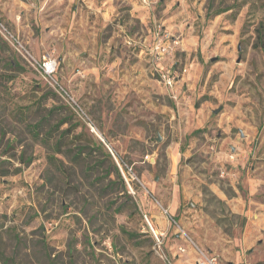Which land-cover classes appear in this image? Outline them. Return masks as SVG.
Returning <instances> with one entry per match:
<instances>
[{
	"label": "rangeland",
	"instance_id": "obj_1",
	"mask_svg": "<svg viewBox=\"0 0 264 264\" xmlns=\"http://www.w3.org/2000/svg\"><path fill=\"white\" fill-rule=\"evenodd\" d=\"M134 1L147 20L114 0L96 52L92 41L80 49L61 39L64 9L88 8L85 0H0L25 46L22 54L0 34V264H192L205 255L264 264V231L252 251L243 245L246 211H264L262 1L209 18L208 0ZM49 4L60 32L47 35ZM155 24L175 42L170 93L151 51L140 54ZM45 56L57 58L56 78L86 118L34 67Z\"/></svg>",
	"mask_w": 264,
	"mask_h": 264
},
{
	"label": "crops",
	"instance_id": "obj_2",
	"mask_svg": "<svg viewBox=\"0 0 264 264\" xmlns=\"http://www.w3.org/2000/svg\"><path fill=\"white\" fill-rule=\"evenodd\" d=\"M87 4L88 8H85L84 6H77V5H68L64 11H65V16H68V22L66 25H62L59 28H61V34H62V41H66L69 40V38L74 37V39L76 40V42L79 43V45H75L76 48H85L87 47L88 42L95 43V50L96 52L99 51L98 48V41H99V34H100V25L103 24V22H110L115 10L117 9V4L114 2V0H104L101 4L100 3H96L93 0H85ZM126 4L130 6L129 12L131 13V15L135 18L141 19L143 22H145L148 17L149 11H144V10H140L142 8V6H138V4L134 1V0H126ZM145 8V6H143ZM57 6H53L52 4H49V6L46 7V13L50 15L51 19H50V23L46 22L45 25H43V30L47 33V35L49 34H53V33H58L60 32V29L58 28V24L55 21L56 17L59 16L58 12H57ZM147 9V8H146ZM95 14L96 15V19L90 20L89 14ZM55 18V19H54ZM44 32V33H45ZM69 34V35H68ZM69 36V37H68ZM150 37V38H149ZM149 37H147L146 39V45L140 43V50H142L140 52L141 55H143L145 49H148L150 51L151 46L154 42V37L153 35H149ZM148 40V41H147ZM71 42V41H70ZM44 43L46 45H50L51 42L48 40V38L46 40H44ZM62 47L66 48L64 44H62ZM69 51V50H68ZM72 53V52H71ZM148 61V60H147ZM155 63L153 61V67L155 68ZM157 64H160L159 62H157ZM151 69V67H150ZM137 71H139V74H143L144 73V69L141 67H137ZM159 74V73H158ZM168 87H165L166 92L170 93V89L168 90ZM164 89L162 88V91ZM205 108V107H204ZM169 111H171L170 108ZM169 115L171 116V119H173L175 117V115L173 114V112L169 113ZM203 115V113H202ZM210 119V116H205L204 120L205 122H207V120ZM178 141L173 142V144H175V148H177V150L174 148V152L176 153L177 156L180 155V151L181 149L178 148L177 146ZM180 150V151H178ZM180 157V156H179ZM178 160L176 158V166L178 165ZM213 190L215 192V194L222 200L225 199V196H223L224 193H222L219 188L217 187V185L215 183H213ZM240 213V212H238ZM245 215L247 216V222H246V226H245V235H244V250H248V251H252L254 249V242L256 241H262L261 238H257L258 235H260L261 232L264 231V211L262 209H260V211H257L255 213H249V211L245 213ZM255 215H257V218L255 219ZM257 238V239H256ZM262 257H259V259H261ZM189 258H186V260H188ZM186 260L182 259V261H179L178 264H186ZM250 260L247 258L242 259L241 257L238 258L234 257L231 258V260H228L227 263H222L220 262V264H250L249 262ZM197 260L195 259L193 261L192 264H197Z\"/></svg>",
	"mask_w": 264,
	"mask_h": 264
},
{
	"label": "built area",
	"instance_id": "obj_3",
	"mask_svg": "<svg viewBox=\"0 0 264 264\" xmlns=\"http://www.w3.org/2000/svg\"><path fill=\"white\" fill-rule=\"evenodd\" d=\"M145 4H151V0H143ZM0 34L9 40L12 45L22 54L24 53L25 46L21 43V39L16 35L15 32L7 26V24L2 20L0 16ZM154 42L151 46V54L153 55V61L155 63V71L159 73L161 81L163 84L172 89L174 85L177 83L178 74L174 70V64L172 63L174 50H175V42H171L169 35L163 31V28L159 24H155L153 28ZM159 62L160 64H157ZM34 67L43 75L46 81L54 88L57 92H59L62 96L66 98V100L74 106L76 111L80 113L82 118H86L82 108H80L74 98H72L69 92L64 88L58 79L56 78V73L58 69V60L53 56H45L42 59L36 60L33 62ZM74 103V104H73ZM76 106V107H75ZM81 111L83 113H81ZM148 223L151 231L153 232L158 244L162 243V233L156 230L153 227V224L148 219ZM197 264H219L218 258L214 255L212 256H204L201 258Z\"/></svg>",
	"mask_w": 264,
	"mask_h": 264
},
{
	"label": "trees",
	"instance_id": "obj_4",
	"mask_svg": "<svg viewBox=\"0 0 264 264\" xmlns=\"http://www.w3.org/2000/svg\"><path fill=\"white\" fill-rule=\"evenodd\" d=\"M247 1L249 0H242V1H239V0H235L233 4H230V5H222V4H218L216 5V0H208V13H207V17H211L212 15L216 16V15H219V14H222L224 12H227L235 7L237 8H240L241 6H243ZM262 1V4L264 6V0H261ZM253 6V4H252ZM261 26H262V30L260 29V34H259V37H260V41L262 42V45L264 44V22L261 23ZM196 107H199V102L196 103ZM32 127V130L34 131V133L36 134V136H39V132H40V127H41V123H37V124H33L31 125ZM202 131V129H197L195 130L193 133H196V132H200ZM111 155V154H109ZM2 164V161L0 160V165ZM115 168H116V173H117V176L119 177V180L121 181L123 187L125 188V182H124V179L122 177V174L118 168L117 165H115ZM131 234V233H130Z\"/></svg>",
	"mask_w": 264,
	"mask_h": 264
},
{
	"label": "water",
	"instance_id": "obj_5",
	"mask_svg": "<svg viewBox=\"0 0 264 264\" xmlns=\"http://www.w3.org/2000/svg\"><path fill=\"white\" fill-rule=\"evenodd\" d=\"M215 111H217V110H215ZM161 138H162V136H161V134H159L158 140H160Z\"/></svg>",
	"mask_w": 264,
	"mask_h": 264
}]
</instances>
